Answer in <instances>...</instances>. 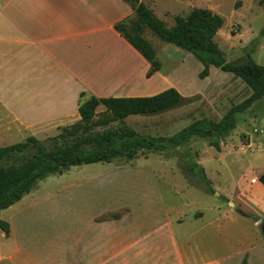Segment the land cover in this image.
<instances>
[{
    "label": "rangeland",
    "instance_id": "obj_1",
    "mask_svg": "<svg viewBox=\"0 0 264 264\" xmlns=\"http://www.w3.org/2000/svg\"><path fill=\"white\" fill-rule=\"evenodd\" d=\"M199 6L224 19L214 41L227 62L252 60L264 65V0H202ZM143 35L162 69L172 71L163 86L170 84L166 88H175L184 101L160 113L125 118L124 124L135 132L171 136L198 119L216 122L251 94L239 78L216 67L199 79L203 65L192 54L160 41L149 30ZM147 85L140 79L133 86ZM94 119L117 123L102 106ZM78 120L35 138L49 145V138ZM24 140L0 141V147ZM217 142L219 149L210 140L195 138L168 153L139 152L130 161L72 166L62 174L49 175L0 211V220L9 225L7 237L0 230V244L21 247L29 257L40 259L98 258L100 232L115 237L113 227L121 216L136 210L135 220L154 228L168 219L165 211H181L178 223L183 222L190 233L198 230L193 237L196 257L246 264L243 253L250 251L248 264H264L260 248H264V188L258 184L264 172V98L238 114L235 128ZM193 162L202 169L210 192L189 182L192 178L184 169ZM202 215L204 222L197 221ZM115 244L107 243L108 257L115 256Z\"/></svg>",
    "mask_w": 264,
    "mask_h": 264
},
{
    "label": "crops",
    "instance_id": "obj_2",
    "mask_svg": "<svg viewBox=\"0 0 264 264\" xmlns=\"http://www.w3.org/2000/svg\"><path fill=\"white\" fill-rule=\"evenodd\" d=\"M139 1L172 26L176 16L200 8L202 0ZM134 16L124 0H0V141L44 136L79 119L81 93L85 99L133 97L167 89L170 84L162 82L172 71L146 78L150 64L115 29ZM140 79L149 85L134 88ZM165 213L168 219L154 228L135 220L136 210L116 219L115 237L100 232L98 258L40 259L0 244V264H230L229 258L196 257L198 230L190 233L178 223L181 211ZM203 216L197 221L204 222ZM112 241L115 256L108 257ZM250 255L243 253L246 264Z\"/></svg>",
    "mask_w": 264,
    "mask_h": 264
},
{
    "label": "trees",
    "instance_id": "obj_3",
    "mask_svg": "<svg viewBox=\"0 0 264 264\" xmlns=\"http://www.w3.org/2000/svg\"><path fill=\"white\" fill-rule=\"evenodd\" d=\"M124 1L132 7L135 16L118 23L115 29L150 64L146 78L163 71L153 46L143 35L144 30H149L160 41L192 54L203 65L198 73L199 79L207 78L210 67H216L239 78L251 94L232 106L219 121L198 119L171 136H151L135 132L124 124V120L132 115L160 113L181 104L184 97L175 88L151 96L133 97L91 96L85 99L81 93L79 120L65 127L57 137L49 138V145L29 136L23 142L0 147V211L21 200L38 181L52 174H62L72 166L110 163L119 159L130 161L145 151L168 153L195 138L210 140V145L219 149L217 140L235 128L236 116L264 98V65L252 60L227 62L214 41L224 24L219 14L194 8L186 17L176 16L174 25L167 27L139 0ZM99 106L117 123L109 125L104 119L95 120ZM184 172L192 178L189 180L192 185H203L208 192L211 191L202 169L195 162ZM258 181L264 187V172ZM0 230L8 236V223L0 220Z\"/></svg>",
    "mask_w": 264,
    "mask_h": 264
},
{
    "label": "water",
    "instance_id": "obj_4",
    "mask_svg": "<svg viewBox=\"0 0 264 264\" xmlns=\"http://www.w3.org/2000/svg\"><path fill=\"white\" fill-rule=\"evenodd\" d=\"M263 231H264V227H263Z\"/></svg>",
    "mask_w": 264,
    "mask_h": 264
}]
</instances>
